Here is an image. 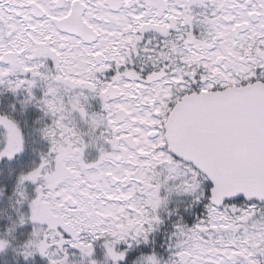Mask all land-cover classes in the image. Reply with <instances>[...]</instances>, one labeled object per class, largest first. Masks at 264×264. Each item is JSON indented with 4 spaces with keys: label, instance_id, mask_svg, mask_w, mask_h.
<instances>
[{
    "label": "rangeland",
    "instance_id": "374dc122",
    "mask_svg": "<svg viewBox=\"0 0 264 264\" xmlns=\"http://www.w3.org/2000/svg\"><path fill=\"white\" fill-rule=\"evenodd\" d=\"M55 1L0 0V93L15 99L11 113L22 117L27 108L39 112L26 137L40 160L23 176L21 188L34 227L30 250L47 264H117L125 256L123 246L131 247L146 236L159 218L188 203H204L205 177L165 147L160 132L166 106L143 104L141 89H133L140 86L137 75L119 78L97 72L94 56L102 53L108 38L86 45L56 28L52 18L67 16L76 0H65L64 8ZM85 1L86 23L123 37L106 23L112 18L125 28L131 23L126 12V22H118L123 17H110L105 0ZM31 2L47 10L46 18L33 16L27 7ZM189 2L197 4L193 9L202 40L213 47L208 53L202 47L206 66L231 76L227 71L237 68L229 64L235 59L224 68H218L215 59L228 56L237 46H253L263 34L262 21L239 39L234 35L235 28L250 25L253 12L264 13L263 0H256L252 8L239 0ZM41 46L49 50L47 54ZM250 50L243 56L251 52L257 58V48ZM10 52L19 56L14 65L3 60ZM109 53L113 55L112 50ZM92 99L99 101L101 111L88 109ZM120 110L129 114L124 123L115 120ZM24 126L14 125L10 133L0 128V143L19 141ZM109 175L117 179L115 186ZM70 198L77 203L75 208L67 204ZM208 206L206 219L180 228L186 239L178 243L171 264H264V209L258 204ZM6 244V234L0 231V252ZM144 263L159 264L148 259Z\"/></svg>",
    "mask_w": 264,
    "mask_h": 264
},
{
    "label": "flooded vegetation",
    "instance_id": "af4514ba",
    "mask_svg": "<svg viewBox=\"0 0 264 264\" xmlns=\"http://www.w3.org/2000/svg\"><path fill=\"white\" fill-rule=\"evenodd\" d=\"M59 1L62 5L58 4ZM76 1L88 5L85 0ZM189 1L149 0L145 3H129L123 0L119 8L114 9L105 0V9L110 17L121 15L123 19L118 22H126L124 19V12H126L127 16L131 17V23L120 29V24L115 23L112 18L108 19L106 23L108 28L115 27V32L121 33L123 37H115L110 31L102 33L96 30L99 33V41L96 43H100L105 36L108 38L105 40L108 44L104 46L102 53L97 54L99 55V62L96 64L97 72L104 76L114 75L119 78L130 74L137 75L140 86H134L133 89L137 90L138 87L141 89L140 100L144 101L143 104L150 107L166 106L163 115L164 123L171 108L185 95L202 90H223L256 81L264 82V26L263 34L256 39L253 46L245 45L243 48L237 46L236 50L228 56L222 55L215 59L218 68H224L229 63V59H235V62L231 61L229 64L237 68L227 71L231 74L229 78L225 76L227 74L224 75V72H216L210 64L209 67L206 66L208 59L203 57L202 47L206 53L213 47L210 42L202 40L201 25L198 24L193 9L197 4ZM55 2L59 8L66 6L65 0ZM239 2L252 8L256 0L251 2L239 0ZM33 3L43 7L38 2L29 3L27 7L32 14ZM72 5L73 3L69 7L68 15L61 19L70 16L73 10ZM87 7L85 14L89 9ZM181 15L183 19L179 18ZM46 16L47 10L42 18ZM248 18L251 22L250 25L245 22L248 29L242 31L235 39L248 33L252 26L262 21L264 24L262 12H253ZM55 19L57 18H52V21L54 22ZM62 33L72 35L67 32ZM129 34L132 35L131 40L124 38ZM43 47L44 54H47L49 50ZM256 48L257 58L251 56V52L248 56H243L250 49L254 52ZM110 50H112V56H110ZM239 67L241 70H238ZM160 134L161 136L164 134V124ZM152 136H156V133L154 132L153 135L152 132ZM124 153L127 154V152Z\"/></svg>",
    "mask_w": 264,
    "mask_h": 264
},
{
    "label": "water",
    "instance_id": "95a60500",
    "mask_svg": "<svg viewBox=\"0 0 264 264\" xmlns=\"http://www.w3.org/2000/svg\"><path fill=\"white\" fill-rule=\"evenodd\" d=\"M122 2L107 0L114 9ZM32 6L36 17L45 16L39 5ZM85 11L86 6L77 1L70 16L54 23L60 31L93 44L99 35L84 21ZM246 29L238 27L235 36ZM3 60L14 65L17 54L8 53ZM95 60L99 62V56ZM128 117L121 110L116 122L124 123ZM164 129L169 152L211 184L209 201L214 207L240 199L264 203V82L185 95L171 109ZM109 182L115 186L118 181L109 175ZM67 204L77 206L71 198Z\"/></svg>",
    "mask_w": 264,
    "mask_h": 264
},
{
    "label": "trees",
    "instance_id": "16d2710c",
    "mask_svg": "<svg viewBox=\"0 0 264 264\" xmlns=\"http://www.w3.org/2000/svg\"><path fill=\"white\" fill-rule=\"evenodd\" d=\"M9 94L0 93V128L5 133H10L14 125L25 126L22 127L24 135L19 141L8 138L5 143H0V231L6 234L7 241L5 249L0 252V264H47L44 258L30 250L29 240L34 233V227L29 220L27 199L21 193L23 176L40 160L38 151L33 144H28L26 137L27 132H32L30 129L34 120L38 119L39 112L35 108H27L22 117L11 113L10 105L16 101ZM87 104L90 111L102 110L99 101L92 99ZM205 184L204 203L198 202L194 206L188 203L177 213H169L163 220L159 218L160 221L158 219L155 227L148 231L146 236L134 241L131 247L123 246L125 256L117 264H145L144 260L147 259L159 264L173 263L178 243L182 238L186 239L180 228L191 227L194 222H202L207 218L208 191L211 185L206 180ZM228 204H258L260 209H264V204L249 203L243 199ZM30 253L32 256H29Z\"/></svg>",
    "mask_w": 264,
    "mask_h": 264
}]
</instances>
